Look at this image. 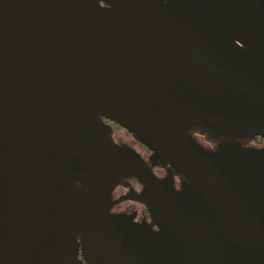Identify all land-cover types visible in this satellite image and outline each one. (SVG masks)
I'll return each instance as SVG.
<instances>
[{"label":"water","instance_id":"water-1","mask_svg":"<svg viewBox=\"0 0 264 264\" xmlns=\"http://www.w3.org/2000/svg\"><path fill=\"white\" fill-rule=\"evenodd\" d=\"M194 124L264 138V0H0V264H264V150L210 151ZM127 174L159 231L110 213Z\"/></svg>","mask_w":264,"mask_h":264},{"label":"flooded vegetation","instance_id":"flooded-vegetation-1","mask_svg":"<svg viewBox=\"0 0 264 264\" xmlns=\"http://www.w3.org/2000/svg\"><path fill=\"white\" fill-rule=\"evenodd\" d=\"M102 121L107 125V133L112 142L119 148L124 146L130 148L140 157L143 163L148 167L159 183L167 184L171 181L173 191L181 197L184 191H191L194 183L170 161L162 158L155 150L138 138L135 133L131 132L121 124L107 117H102ZM202 128L206 136L202 139L198 135L197 129ZM119 131L120 133H117ZM123 132V133H122ZM189 134L202 147L217 151L228 144H232L236 139L243 147H256L255 145H264L261 138L254 136L253 139L244 137L230 136L220 132H214L207 126L201 124L192 125L188 131ZM126 135V136H125ZM129 137V139L127 138ZM201 138V139H200ZM149 195V188L140 182L134 174L120 175L116 178L113 190L111 192V200L114 204L110 208V213L113 215H126L132 219V223L138 230L142 228L145 232H157L159 227L154 218V212L146 203L139 200V196ZM79 258L83 264V255L80 253Z\"/></svg>","mask_w":264,"mask_h":264},{"label":"rangeland","instance_id":"rangeland-1","mask_svg":"<svg viewBox=\"0 0 264 264\" xmlns=\"http://www.w3.org/2000/svg\"><path fill=\"white\" fill-rule=\"evenodd\" d=\"M197 132H198V135L200 136V137H202V139L203 138H205V137H207L206 136V133H205V131L202 129V128H198L197 129ZM214 132H217V131H214ZM117 133H120L119 131H117ZM123 133V132H122ZM126 136V135H125ZM128 139H129V137H127ZM201 139V138H200ZM246 139H253V137H251V138H247L246 137ZM256 147H259V148H262L263 150H264V145H255Z\"/></svg>","mask_w":264,"mask_h":264},{"label":"bare ground","instance_id":"bare-ground-1","mask_svg":"<svg viewBox=\"0 0 264 264\" xmlns=\"http://www.w3.org/2000/svg\"><path fill=\"white\" fill-rule=\"evenodd\" d=\"M190 115H191L192 118H197V116L195 114H193V113H190Z\"/></svg>","mask_w":264,"mask_h":264},{"label":"trees","instance_id":"trees-1","mask_svg":"<svg viewBox=\"0 0 264 264\" xmlns=\"http://www.w3.org/2000/svg\"><path fill=\"white\" fill-rule=\"evenodd\" d=\"M258 137H260V138H261V142H264V138H262L261 136H258Z\"/></svg>","mask_w":264,"mask_h":264}]
</instances>
